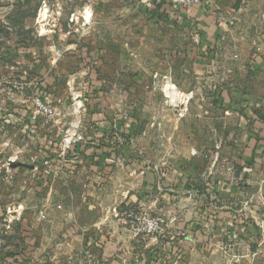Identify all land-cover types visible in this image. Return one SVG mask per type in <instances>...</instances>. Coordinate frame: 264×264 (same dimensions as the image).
<instances>
[{"label":"rangeland","instance_id":"374dc122","mask_svg":"<svg viewBox=\"0 0 264 264\" xmlns=\"http://www.w3.org/2000/svg\"><path fill=\"white\" fill-rule=\"evenodd\" d=\"M166 5L0 0L26 46L0 65V264H110L84 246L101 237L120 264H261L258 106L226 47L182 57Z\"/></svg>","mask_w":264,"mask_h":264},{"label":"crops","instance_id":"0c3cea01","mask_svg":"<svg viewBox=\"0 0 264 264\" xmlns=\"http://www.w3.org/2000/svg\"><path fill=\"white\" fill-rule=\"evenodd\" d=\"M164 7L167 9L164 10ZM164 7L161 6L160 13L165 17V21L172 23L171 26L182 30L183 34L187 35V43L182 47L183 58L194 59L196 64H204L201 59L202 52L211 54L221 46L233 53L232 58L230 57L234 65L232 71L233 90L240 87L242 101L250 106H258V109H248L245 116L250 118L255 116L254 113L258 114L257 118L260 119L255 123L259 128L256 131L262 132V136H264V0H203L202 3L192 7L170 4ZM11 19L12 17H9L8 20ZM20 26L25 27L23 23ZM8 27L6 17L0 19L1 68L8 66H5V49L6 51L26 50L24 43L19 40L13 41L10 38ZM11 68L13 67L11 66ZM260 112H262L261 115H259ZM248 146H256L260 149L258 159L259 165L262 166L261 170H263L264 139L260 138L259 141L250 139ZM103 163L98 162L97 164ZM96 172L94 178H101L96 175ZM94 178L92 179L94 180ZM261 181L264 182V176ZM99 191L101 190H94L93 193L97 195L100 193ZM100 196L99 194L98 198ZM88 208L92 209V206ZM104 222L106 225H111L108 220ZM102 238L104 242H94L93 239H88L84 243L85 248L94 250L99 248L100 256L103 259L108 260L110 264H120L123 259L122 253H114L110 246V240L106 237H101V240ZM115 245L117 244L115 243ZM118 250H120V246ZM244 256L246 255H237L238 258ZM248 256L249 259H255L256 256L258 260H261V264H264V250L257 254L251 253ZM257 264H260L259 261Z\"/></svg>","mask_w":264,"mask_h":264},{"label":"built area","instance_id":"2783aa9c","mask_svg":"<svg viewBox=\"0 0 264 264\" xmlns=\"http://www.w3.org/2000/svg\"><path fill=\"white\" fill-rule=\"evenodd\" d=\"M162 1H165L167 4L170 5H177V6H183V7H192L195 5H198L202 3L203 0H156L157 4L161 3ZM236 57V56H235ZM3 85V79L0 77V91L1 87ZM35 106L38 111L48 113L51 112V108H49L45 103H43L41 97H37L35 100ZM146 230L150 233H153L157 231L158 229V223L154 220H148L145 223ZM145 226L143 230H145ZM87 264H99L98 261L94 258L92 253H87Z\"/></svg>","mask_w":264,"mask_h":264},{"label":"trees","instance_id":"16d2710c","mask_svg":"<svg viewBox=\"0 0 264 264\" xmlns=\"http://www.w3.org/2000/svg\"><path fill=\"white\" fill-rule=\"evenodd\" d=\"M18 24H19V25H21L22 23H20V22L18 21ZM20 28H22V27H21V26H19V29H20ZM40 97H41V96H40ZM104 156H105V154H104V155H102V156H100V157H101V158H103Z\"/></svg>","mask_w":264,"mask_h":264},{"label":"bare ground","instance_id":"6f19581e","mask_svg":"<svg viewBox=\"0 0 264 264\" xmlns=\"http://www.w3.org/2000/svg\"><path fill=\"white\" fill-rule=\"evenodd\" d=\"M167 87H168V85H167ZM173 89V88H172ZM171 90V89H170ZM172 92V91H171ZM167 93V92H166ZM174 93V92H173ZM170 97V96H169Z\"/></svg>","mask_w":264,"mask_h":264}]
</instances>
